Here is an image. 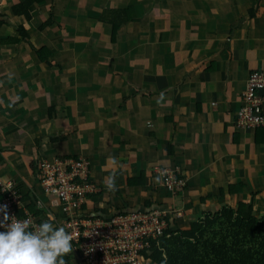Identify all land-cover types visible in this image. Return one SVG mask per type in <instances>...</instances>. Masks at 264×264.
Segmentation results:
<instances>
[{
	"label": "crops",
	"instance_id": "1",
	"mask_svg": "<svg viewBox=\"0 0 264 264\" xmlns=\"http://www.w3.org/2000/svg\"><path fill=\"white\" fill-rule=\"evenodd\" d=\"M23 2L0 0V185L46 206L37 162L82 158L91 213L181 210L180 230L239 203L264 215V131L235 126L264 73V0H41L29 21L12 12ZM157 168L184 189H163Z\"/></svg>",
	"mask_w": 264,
	"mask_h": 264
},
{
	"label": "built area",
	"instance_id": "2",
	"mask_svg": "<svg viewBox=\"0 0 264 264\" xmlns=\"http://www.w3.org/2000/svg\"><path fill=\"white\" fill-rule=\"evenodd\" d=\"M264 73L249 76L235 126L238 130L264 131ZM161 187L167 192L183 190L185 181L173 170L157 168ZM89 162L80 158L41 159L36 164V179L41 193L50 198L49 205L33 194L25 206V195L11 181L0 185V206L7 205L8 215L30 219L33 223L50 220L65 227L72 235V253L66 264H151L145 257L173 221L183 217L175 209H134L112 211L107 215L91 213L87 200L99 192L90 179ZM3 213H0L2 220Z\"/></svg>",
	"mask_w": 264,
	"mask_h": 264
},
{
	"label": "trees",
	"instance_id": "3",
	"mask_svg": "<svg viewBox=\"0 0 264 264\" xmlns=\"http://www.w3.org/2000/svg\"><path fill=\"white\" fill-rule=\"evenodd\" d=\"M40 2L25 0L12 8L13 15L29 21L30 7ZM110 23L116 31L123 21ZM3 25L1 22L0 28ZM18 33L27 39L22 28ZM145 257L151 264H264V215L256 216L253 203L203 213L187 229L169 226Z\"/></svg>",
	"mask_w": 264,
	"mask_h": 264
},
{
	"label": "clouds",
	"instance_id": "4",
	"mask_svg": "<svg viewBox=\"0 0 264 264\" xmlns=\"http://www.w3.org/2000/svg\"><path fill=\"white\" fill-rule=\"evenodd\" d=\"M114 166L118 161L112 158ZM109 191L116 190L115 175L105 178ZM0 264H66L64 257L72 253L73 235L50 220L33 223L9 216L7 205L0 206Z\"/></svg>",
	"mask_w": 264,
	"mask_h": 264
},
{
	"label": "rangeland",
	"instance_id": "5",
	"mask_svg": "<svg viewBox=\"0 0 264 264\" xmlns=\"http://www.w3.org/2000/svg\"><path fill=\"white\" fill-rule=\"evenodd\" d=\"M80 159H82V158H80ZM216 227L218 228V226H216ZM216 227H215V228H216Z\"/></svg>",
	"mask_w": 264,
	"mask_h": 264
}]
</instances>
